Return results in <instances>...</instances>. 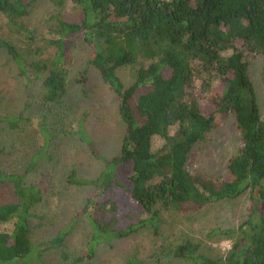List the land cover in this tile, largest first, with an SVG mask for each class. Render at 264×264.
<instances>
[{"label":"trees","instance_id":"16d2710c","mask_svg":"<svg viewBox=\"0 0 264 264\" xmlns=\"http://www.w3.org/2000/svg\"><path fill=\"white\" fill-rule=\"evenodd\" d=\"M39 2L55 7L71 5L75 19L56 17L54 54L46 61H27L10 36L33 40L24 19ZM80 34L89 50L88 65L117 99L119 117L125 125L119 153L103 158L79 120L74 135L90 157L103 166L90 181L76 178L72 185H88L93 193L86 199L89 239L86 259L100 245L148 230L160 235V211L190 215L206 206L238 198L249 192L250 207L235 229L220 231L231 245L222 257L196 253L190 242L177 246L176 259L190 264H264V122L249 78L247 54L264 56V0H0V51L4 52L25 83L45 73L43 101L61 105L66 96L64 39ZM137 66L135 79L124 86L117 71ZM264 75V72H263ZM195 77L214 93L215 105L202 111L186 102L185 88ZM148 91L134 98L139 89ZM232 114L240 134L241 148L227 164L228 175L220 180L191 175L186 164L195 144L205 140L218 120ZM22 113L0 115V129H18ZM40 124L39 132L44 131ZM176 125L173 134L170 128ZM45 149L47 137L41 133ZM162 141L153 150V139ZM34 163V162H33ZM131 166L129 187L117 178L123 165ZM28 172V171H27ZM112 187L124 190L126 200L146 215L134 223L117 227L115 205L102 200ZM48 181L40 177L27 183L26 173H7L0 162V192L11 193L10 202L0 204V264H32L42 254L59 248L64 236L35 245L31 241L33 211L41 203ZM62 258L67 259L65 253ZM83 258L73 259L79 263ZM125 264H144L136 253Z\"/></svg>","mask_w":264,"mask_h":264},{"label":"rangeland","instance_id":"374dc122","mask_svg":"<svg viewBox=\"0 0 264 264\" xmlns=\"http://www.w3.org/2000/svg\"><path fill=\"white\" fill-rule=\"evenodd\" d=\"M71 22L76 15L71 5L52 6L39 2L24 19L33 33L31 43L22 37L10 39L27 61H46L54 54L52 40L55 38L56 17ZM64 61L66 96L61 105H48L43 101L42 80L45 73L33 76L31 83H25L17 75L8 56L0 51V115L14 116L22 113L25 121L14 131L0 129V162L7 173H26L27 183L40 177L48 181L47 192L33 211L31 219V241L35 245L50 241L59 233L64 236L61 246L42 254L40 262L32 264H125L126 258L136 253L144 264H190L173 256L175 248L185 242L196 247L198 255L217 258L224 256L231 241L220 231L235 229L241 224L250 207L249 192L236 199L210 204L201 211L180 215L175 211H160V235L152 237L148 230L140 231L127 238L113 241L110 245L97 247L92 259L87 260L86 243L89 239L88 220L82 213L86 199L93 193L88 185H72L68 177L90 181L102 171V164L92 159L74 135L79 120L83 129L94 143L99 154L110 159L120 151L125 125L119 117L117 99L102 83L100 74L88 65L89 50L80 34L64 39ZM248 73L253 85L260 117L264 122V56L247 54ZM137 66L122 67L117 76L124 86L135 79ZM221 84L213 83L207 89L195 77L185 88V101L196 103L202 111L214 105V93L221 91ZM148 87L137 91L139 95ZM44 127L47 139L45 149L40 130ZM177 126L170 128L173 134ZM162 141L153 139V150ZM241 148L240 134L234 117L230 113L218 120L214 130L203 142L194 145L186 169L191 175L204 179L220 180L228 175L227 164ZM34 162V163H33ZM28 171V172H27ZM131 166L123 165L117 178L129 187ZM11 193L0 192V204L10 202ZM114 203L113 215L117 227L126 226L146 217L140 209L130 204L124 190L112 187L102 197ZM65 253L67 259L62 258ZM83 258L79 263L73 259Z\"/></svg>","mask_w":264,"mask_h":264}]
</instances>
